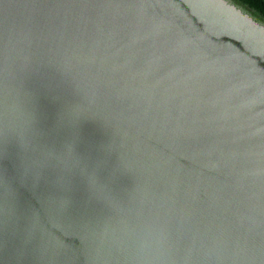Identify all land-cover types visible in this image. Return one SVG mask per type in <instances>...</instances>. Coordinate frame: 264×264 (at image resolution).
I'll list each match as a JSON object with an SVG mask.
<instances>
[{
    "label": "water",
    "instance_id": "95a60500",
    "mask_svg": "<svg viewBox=\"0 0 264 264\" xmlns=\"http://www.w3.org/2000/svg\"><path fill=\"white\" fill-rule=\"evenodd\" d=\"M0 264H264V26L0 0Z\"/></svg>",
    "mask_w": 264,
    "mask_h": 264
},
{
    "label": "trees",
    "instance_id": "16d2710c",
    "mask_svg": "<svg viewBox=\"0 0 264 264\" xmlns=\"http://www.w3.org/2000/svg\"><path fill=\"white\" fill-rule=\"evenodd\" d=\"M264 26V0H228Z\"/></svg>",
    "mask_w": 264,
    "mask_h": 264
}]
</instances>
